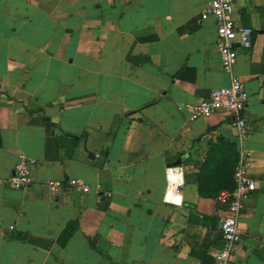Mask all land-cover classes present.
Here are the masks:
<instances>
[{
	"label": "crops",
	"instance_id": "0c3cea01",
	"mask_svg": "<svg viewBox=\"0 0 264 264\" xmlns=\"http://www.w3.org/2000/svg\"><path fill=\"white\" fill-rule=\"evenodd\" d=\"M208 3L0 0V180L35 161L26 188L0 186V264H212L226 207L197 175L218 142L251 155L256 185L231 264H264V0L234 3L254 37L231 75ZM231 76L248 95L241 145L228 114L178 110ZM69 179L90 192L47 186Z\"/></svg>",
	"mask_w": 264,
	"mask_h": 264
},
{
	"label": "built area",
	"instance_id": "2783aa9c",
	"mask_svg": "<svg viewBox=\"0 0 264 264\" xmlns=\"http://www.w3.org/2000/svg\"><path fill=\"white\" fill-rule=\"evenodd\" d=\"M236 0H209L207 8L201 13L200 20H212L215 24L214 50L219 56L221 69L231 75L238 52L250 50L253 46L254 32L247 27H239L233 20ZM248 95L242 82L231 76L228 87L210 91L207 97L195 104L179 105V111H185L190 121L208 118L216 113H226L232 119V126L237 131L241 145L246 133L243 111ZM35 164L33 159L19 155L12 176L0 180V186L13 190L26 188L31 181V170ZM252 158L248 152L239 148L238 161L233 173L234 188L232 191H221L217 201L226 207V212L219 224L221 248L216 252L212 264H231L237 246L241 240L238 225L244 201L256 190L255 182L249 176ZM48 188L59 190L66 186L76 193L86 194L90 188L76 179L67 181H49Z\"/></svg>",
	"mask_w": 264,
	"mask_h": 264
},
{
	"label": "trees",
	"instance_id": "16d2710c",
	"mask_svg": "<svg viewBox=\"0 0 264 264\" xmlns=\"http://www.w3.org/2000/svg\"><path fill=\"white\" fill-rule=\"evenodd\" d=\"M222 145L221 142L212 145L208 156L200 165L197 189L199 196L203 198L217 199L221 191H232L234 188L233 173L238 155L234 144Z\"/></svg>",
	"mask_w": 264,
	"mask_h": 264
},
{
	"label": "water",
	"instance_id": "95a60500",
	"mask_svg": "<svg viewBox=\"0 0 264 264\" xmlns=\"http://www.w3.org/2000/svg\"><path fill=\"white\" fill-rule=\"evenodd\" d=\"M102 160V159H101Z\"/></svg>",
	"mask_w": 264,
	"mask_h": 264
}]
</instances>
